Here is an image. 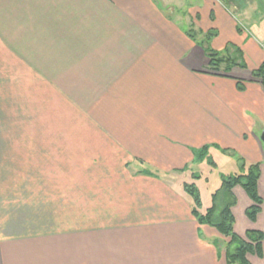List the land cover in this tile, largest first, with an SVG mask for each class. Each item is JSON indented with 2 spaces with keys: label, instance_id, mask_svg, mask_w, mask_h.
Instances as JSON below:
<instances>
[{
  "label": "crops",
  "instance_id": "0c3cea01",
  "mask_svg": "<svg viewBox=\"0 0 264 264\" xmlns=\"http://www.w3.org/2000/svg\"><path fill=\"white\" fill-rule=\"evenodd\" d=\"M215 1L197 12L200 30L216 29V51L238 47L247 69L211 73L163 0H0V264H227L223 237L198 224L183 183L167 177L194 167L205 146L213 159L230 149L260 165L264 197V88L252 74L264 63V19L254 38L233 0ZM67 88L83 89V134L56 122L52 151H83L84 163H50L47 236L40 109ZM138 163L155 171L138 173ZM61 184L76 195L59 226ZM233 194L253 206L242 188Z\"/></svg>",
  "mask_w": 264,
  "mask_h": 264
},
{
  "label": "rangeland",
  "instance_id": "374dc122",
  "mask_svg": "<svg viewBox=\"0 0 264 264\" xmlns=\"http://www.w3.org/2000/svg\"><path fill=\"white\" fill-rule=\"evenodd\" d=\"M165 4H171V13L173 14L174 11H176V14L182 16L184 19L183 26L187 31L193 30L197 34V39L201 41L204 36H205V31H201V27L204 26V21L203 23L201 22L200 17L198 16V11H203V8L205 9L206 7V0H163ZM224 2L223 4H229V0H221ZM232 2V0H230ZM212 3H216L215 0H211ZM261 3V4H260ZM246 5V9L244 10V6ZM196 7H200V9H195ZM230 9L236 14L238 19L241 21V23H244L242 21L247 20L251 18L250 24L246 27L248 30L249 34L255 38V32L254 29L258 28V24L256 23L257 20H260L262 22V18L264 19V0H233V3L230 5ZM193 10V11H192ZM173 16V15H172ZM256 20V22H254ZM207 21H210V24L212 20L207 19ZM206 23V22H205ZM251 25V27H250ZM201 26V27H200ZM253 29V30H252ZM258 42L263 45L264 47V42L260 41L258 39ZM225 53V52H224ZM261 84V82L259 81ZM58 97L56 98L58 100V104L55 103H43L41 105L40 109V114L42 116V154L39 155L42 159L43 163V170H44V182H43V206L45 209H43V224L44 227L41 229L44 231L45 235L50 236V230H51V208H52V199H51V185H50V175H51V165L50 163H67V161H70L68 163H84L83 162V151H68L67 153L63 152L62 149H58L55 151H52V143L55 141L57 138L54 135H51L52 133V128L54 127V124L56 122H61L60 124L64 125H69L72 123H78L80 126L77 128L76 126L74 127L76 132L82 133V128L83 126V117L84 115L82 114L83 110V89L82 88H67V89H59ZM29 106V105H28ZM39 106V105H38ZM69 111V112H68ZM69 113L67 116L66 114ZM61 119L57 121V119ZM61 117H67L68 120L65 118L62 119ZM63 121V122H62ZM81 128V130H80ZM54 130V128H53ZM86 140L90 138L88 135L84 134ZM66 136H60L59 137V144L62 143L64 144L66 142ZM89 141V139H88ZM62 147V146H60ZM93 155V157H96L94 153H90V156ZM26 158L28 159V163H31L29 161V153L25 154ZM88 159V158H87ZM205 159V158H204ZM202 160H195L194 161V167H190L189 171L183 172V173H176L172 172L168 174L167 177L170 176V178L173 181H177L179 183L184 184H197L198 189L201 192L203 204V213L206 212L207 208L212 207L213 205V194L216 193L217 190L220 189L222 180H221V175L224 174L226 176L235 174V173H240V168L235 160L231 165L227 163V158L221 155L220 153H216L214 160L216 163L220 166V171L218 169L212 168L209 163L206 161ZM39 160V157H37V161ZM137 164V163H136ZM137 165H131V167H134L135 170H138V173L146 172L148 170H153L155 169L153 167H149V165H144V164H139ZM146 170V171H145ZM157 172V171H156ZM59 178L61 177V172H58ZM164 175V174H162ZM174 179H173V178ZM197 177L202 178L199 181ZM61 179V178H60ZM208 179V180H206ZM196 181V182H195ZM67 187V184H61L58 190V195L59 197L56 199L57 200V205L59 208V214H58V224L59 226H62V222L64 224L68 223V218L66 214L63 213L64 210H62V204L66 203L67 205L73 203V197L74 195L73 191H67L64 187ZM72 187V186H71ZM244 191V190H243ZM245 192V191H244ZM68 193V194H67ZM246 193V192H245ZM67 195V197H65ZM238 197V196H237ZM264 198V197H263ZM246 199L249 201L250 198L246 194ZM238 203L234 207V217L236 220V225H235V232L239 234L236 229L239 232H243L245 228H247V223H249V219L247 218L245 212H246V206L247 202H244L243 200L239 199L238 197ZM251 201V200H250ZM252 202V201H251ZM67 205L65 209L71 210L70 207L67 208ZM262 213L259 216L258 223L256 225L257 228H254V230H260L264 232V205L262 206ZM71 219V215L69 216ZM247 220V222H246ZM246 223V225H245ZM58 226V228H59ZM57 228V230H58ZM60 229V228H59ZM61 230V229H60ZM247 230V229H246ZM251 230V229H250ZM247 232H243V234H240L243 238L246 237ZM57 234H65L61 233V231L58 230ZM45 237V236H44ZM222 238V237H221ZM224 239V240H223ZM222 241H218V243H221L222 246H224V249L226 250L227 248V243L228 240L223 238ZM213 241L216 239H212ZM263 249H264V244H263ZM252 264H261L262 261H256V258L252 257L251 260ZM264 264V262L262 263Z\"/></svg>",
  "mask_w": 264,
  "mask_h": 264
},
{
  "label": "trees",
  "instance_id": "16d2710c",
  "mask_svg": "<svg viewBox=\"0 0 264 264\" xmlns=\"http://www.w3.org/2000/svg\"><path fill=\"white\" fill-rule=\"evenodd\" d=\"M228 1V0H227ZM230 2V0H229ZM187 36L198 44L204 51L209 60V70L211 73H220L225 70L230 74L234 68L247 69L248 66L244 60L242 51L233 45H228L226 51L219 52L213 49L211 43L218 37L216 29H211L205 33L204 38L199 41L197 34L193 31H187ZM253 77L261 82L264 88V63L252 72ZM238 90H245V82L237 81ZM211 146H205L195 151L196 160H202L209 163L215 170L218 165L210 154ZM222 153L238 161L240 173L231 175H221L222 184L219 190L213 194V205L205 213H201L203 201L200 190L195 184H184L185 192L193 200L192 214L200 226H208L215 229L221 237L228 240L225 250L227 264H252L248 256L255 255L262 259L264 257L263 244L264 232L250 230L246 233V238L241 237L235 232L236 220L232 209L237 205V198L233 190L237 187L242 188L253 206L247 209L246 216L251 222H256L262 213L264 200L259 193V181L261 178L260 165L248 166L239 155L230 149H223ZM152 175H156L150 172ZM200 179V177H197Z\"/></svg>",
  "mask_w": 264,
  "mask_h": 264
},
{
  "label": "water",
  "instance_id": "95a60500",
  "mask_svg": "<svg viewBox=\"0 0 264 264\" xmlns=\"http://www.w3.org/2000/svg\"><path fill=\"white\" fill-rule=\"evenodd\" d=\"M261 141L264 143V133L261 135Z\"/></svg>",
  "mask_w": 264,
  "mask_h": 264
}]
</instances>
